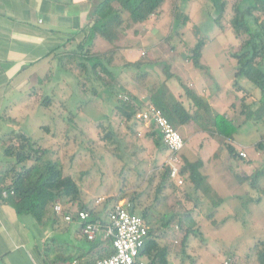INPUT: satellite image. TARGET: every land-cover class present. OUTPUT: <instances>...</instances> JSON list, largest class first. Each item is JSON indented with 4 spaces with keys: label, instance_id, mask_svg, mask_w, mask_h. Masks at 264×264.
Instances as JSON below:
<instances>
[{
    "label": "crops",
    "instance_id": "1",
    "mask_svg": "<svg viewBox=\"0 0 264 264\" xmlns=\"http://www.w3.org/2000/svg\"><path fill=\"white\" fill-rule=\"evenodd\" d=\"M97 1L98 0H0V119L7 118L10 120L27 117L28 115L32 116L36 114L34 111L38 110V106H40L39 101L42 100V98L46 100L58 98L61 102L69 98L66 92V85L68 84V87L71 88L69 83L74 80L75 86H77L78 84H76V81L80 79H76L77 76L75 73L71 75L67 71L66 66L62 65L61 61L65 60V56L69 52L78 53L80 51L79 47L85 43L87 36V27H85V25L89 20L92 7ZM176 2L177 0H165L159 10L143 23H134L129 20L125 12H121V25L116 28V39L110 43L96 36L89 47V51L92 52V54H99L107 52L110 49H115V58L120 62L135 63L141 61L139 59L140 54L144 52L143 50H146L145 46H149L148 44L146 45V42L149 39L155 42L158 36L162 34L164 22H166L168 18L171 19V4L176 6L183 1L178 0V3ZM184 2L186 3V1ZM234 2L243 10V17L245 19L264 20V14L256 10L248 2L245 3V0H234ZM250 2L252 4V0ZM177 8L176 6V9ZM226 12H228V10H226L225 13ZM225 16V20L221 22L222 29L219 30L218 36L228 34L232 36L237 43L229 46H226V43V45L222 47L217 68L221 70L223 68V63L226 65L229 64L232 75V77L229 75V78L231 77V79L228 80L225 85L220 84L217 79H214L209 66L206 64L209 62L202 61L203 55L201 57V63L207 67V70L199 71L189 62L187 56L189 47H177L182 51L180 55H177L175 59L170 58L168 60L170 64L169 72L177 80L171 78L166 82L168 89L175 99L179 101L188 112H193L194 108L185 97L182 86L193 89L215 112L225 119L231 120L235 125H238L235 134H233L231 138H224L218 135L215 139V137L206 135L209 138L208 140L211 141L210 144L218 142V145L224 146L222 155L214 159L211 163L213 172L210 174L205 172L204 168L206 167L208 159L206 160L202 157L200 159H194L189 153V144L194 140V136H192L191 141H189V130L195 127L196 132H199L197 137L200 136V138H204L202 137L204 132L193 122L177 125L176 130L179 131L183 136L182 138L185 139H183L185 145L179 154V175L182 184L177 185L176 181L170 178L169 169L166 166L165 160L168 159L170 153L162 142H160L158 136L155 133L151 134L155 130L152 127L154 130H151L152 132L150 133L147 132L145 138L151 140L156 150L161 153L163 158L162 165L165 163L163 166L168 169V180L165 182L159 194V202L157 204L149 203L146 200L147 195H144V193L148 190V185L150 184L153 185L155 193V187L160 181V174L163 169L160 171L161 169L159 168L160 172H153L149 175L136 172V180L130 182V187H128V189L123 190L127 194L124 200L131 204L133 213L139 216L145 213L144 219L147 222L148 228L150 227V223L147 221V217H152L157 224L152 230L154 231L158 243L167 248L168 261L170 264H180L181 261L179 259L182 261L184 260L180 254V243L184 235V229H186L192 221L194 222L192 228L193 233L186 241L185 252L188 257L195 256L198 259L200 258L199 255L201 252H207L208 247L206 246V241L209 240V238L203 231L204 229H201L203 228L201 222L206 221V224L209 222L211 225L217 227L215 219L216 214L219 213L218 215L220 216L232 211V207L237 208L241 206L238 196L243 194H251L252 196L254 193H257L258 196L256 198H250L251 202L250 199L245 202H250L249 204L254 202L256 207L258 206V210L255 211L257 221L264 220V206L262 205L264 201V175L260 177L254 185H251L249 181V177L255 170H264V104L258 105V101H260L261 97L258 89L247 83L243 78L235 77L236 60L232 55L240 49L241 40L244 38L245 34L241 33L237 36L235 31L229 25L225 24L226 19H230L231 17L229 16L231 15L228 13ZM185 25H171L167 35L170 36L173 33L174 35L181 36L178 30L187 32L188 29ZM178 45H180V43ZM212 58L215 59V57ZM189 63L196 72V75L191 77L189 73L193 72L189 71ZM189 77L192 78L191 84L188 82ZM116 82L118 85L120 84L119 86L125 92L126 90L129 92V86L124 87V85H121L123 83L118 79L117 74ZM205 93L207 94L205 95ZM134 98L141 100L145 105L150 104L147 94ZM92 99L93 100H91L88 105L89 109H87L88 106H79L74 110L73 120L71 121L72 124L69 121V125L72 126V128L66 125L65 117L67 111L64 112V109L61 108L63 110V116H58L59 125H57V127L58 132L61 131L62 133L66 130L73 129L72 134L74 138L71 142L74 144L72 145L74 148L79 146L81 149L84 148L81 142L90 143L89 145L91 146L86 155L87 160H85L86 156L81 157L80 160L85 170L79 171L75 176H82L83 179V182H80V190L82 192L84 205L93 209L94 212H100L103 208V201L107 198H111V196L107 195V191L98 190L99 186L95 183V173L88 161L89 158L91 160L93 159L92 145H95V141L86 136L85 130L90 132L93 129L97 130L96 127L99 128V126L103 128V122L99 121V118H95L96 110L93 109L97 98L94 97ZM252 103H254V105H252ZM239 105L242 109H240ZM244 105H249L250 110L254 111L253 117L249 120H245L244 118ZM42 110H48L47 112H49L51 117L55 115L52 112L54 109H51L50 104H48L47 108H43ZM100 113V116L104 115L107 119L108 117L111 118L115 111H113V109H111V111L105 109V111L101 110ZM257 114L260 115V118H257ZM134 120L135 119H133V121ZM247 123L249 124L251 133L253 135L255 134L257 137V140L250 144L253 149L252 154H248L244 150H241L235 142V136L238 130ZM6 125L9 126L8 124ZM51 126L54 127L55 125L47 124L41 126L46 132V138L44 137V139L40 141L43 147L50 146L51 140H54V138L51 137V130H53V128H51L49 132L46 131V127ZM144 127L150 129L151 126L144 125ZM109 129L110 128L107 130ZM18 132L23 131L19 130L15 133ZM60 136L61 135L58 137L59 141ZM138 136L140 135L138 134ZM2 137L3 136L0 137V145H4L3 140L5 137ZM155 141L158 142L159 146L155 145ZM258 142L261 143V146L256 148L255 145ZM64 143L63 136V143H60L63 149L65 147L63 146ZM60 144L57 142V147H60ZM226 146H230L233 149L234 152L232 156L227 153ZM217 147V145H214L211 148L217 150ZM238 152L245 153L246 157L241 158L238 156ZM74 154H76V156L78 154L82 156L79 148L74 150ZM63 157L61 159H63ZM182 160H187L188 162L200 160L202 162L200 172L206 177L207 184L211 189L208 196L193 189L187 179V173H180ZM141 162L143 163V161H139L138 164H141ZM3 163L5 162H0V171L4 168ZM127 163L131 164L129 160ZM152 176H155L153 180H151ZM213 183H216V187ZM135 184L137 185L135 186ZM231 184L233 189L232 191H228L227 186ZM182 185H184V187H182ZM179 193L181 196L184 195V198H189V200L191 199L190 195L193 194L197 195L201 202L205 200V203L208 205L209 213H206L207 215L205 214L204 216L203 213L199 215H197V213L195 214L194 212L199 210V208L194 207V205L192 208L187 207L185 211L184 208H181L182 211H184V215L182 216H179L177 212V205L175 207H169L170 209L168 208L166 210L167 204L169 205L168 201L171 197H178L180 200ZM2 195L4 197L6 196L5 193ZM157 201L155 200V202ZM110 203L112 204V200ZM180 204L181 203H178V205ZM59 213L60 212H58V214ZM227 218L228 217L223 218L219 222H224ZM188 219H190L189 222ZM34 224L33 222L23 223L21 218L15 214L9 204L0 200V264L3 262L4 264H66L68 261L74 260L77 257H79L77 259L81 264L93 262H89L87 258L91 256V253H89V255H84L88 251L90 244L82 238L79 230L80 223L77 220L67 222L64 220V217L61 218L59 221L61 236L59 237H63L64 241L63 243L60 241V244L51 248L48 257L44 256L42 252H40V249L41 241L47 240L49 238V233L44 231L41 235V229L37 230L39 227L37 225H35V227ZM168 228H171L172 231L169 232L170 234H165ZM7 230L10 233H8ZM34 231L36 232L35 234L33 233ZM195 233H203V237H196ZM206 237L207 239H205ZM102 239H105L104 235ZM212 239L213 241H220V237L218 236H212ZM198 242L201 243L197 245V250H192L193 244H197ZM260 242L264 241H257L255 244ZM201 244H203V246L200 247ZM217 249L218 248H216V250ZM69 257L72 259L68 260ZM86 258L88 260H85ZM60 260L62 262H59ZM185 260H189V258ZM223 261L224 259L221 260V264H223Z\"/></svg>",
    "mask_w": 264,
    "mask_h": 264
},
{
    "label": "trees",
    "instance_id": "2",
    "mask_svg": "<svg viewBox=\"0 0 264 264\" xmlns=\"http://www.w3.org/2000/svg\"><path fill=\"white\" fill-rule=\"evenodd\" d=\"M164 1L165 0H98L92 7L89 20L85 25V27H87L85 43L79 47L80 51L78 53H67L65 60H62L61 63L63 66H66L67 71L71 75L75 73L77 78L81 80L83 79L81 74H85L87 71L92 72L97 82L103 80L100 76L101 74L107 76L112 83L103 84L107 91L106 97L108 100H114L120 104V106L116 108V103H114V108L117 109L124 123H128L135 119V115L138 112L143 110L145 106L150 105L159 109L175 129L177 125L193 122L202 132L211 137L219 135L224 138H231V136L235 134L238 125H235L231 120H227L215 112L193 89L182 86L185 97L194 108L193 112H188L184 106L175 99L166 85L167 81L171 78H175L168 71V69L170 70L168 60H163L166 63V67L164 68V79L159 83L147 85L146 90L148 92L147 95L150 104L145 105L141 100H137L131 96L126 97L125 100L122 97L121 99L118 94L113 91L112 84H117V82L116 75L113 73L110 64L116 60L115 49H110L107 52L99 54H92V52L89 51V47L96 36L110 43L116 39V28L121 25V12H125L132 22L143 23L159 10ZM207 1L209 7L206 9L208 21H210L217 34L219 30L222 29L221 22L225 20V15L228 13L231 15L229 16L231 18L226 19L225 24L229 25L237 36L241 33L245 34L244 38L241 40L240 49L232 55L236 60L235 77L243 78L247 83L258 89L261 96L258 105L264 104V20L245 19L243 17V10L238 7L234 0ZM250 1L251 0H245V3L248 2L256 10L264 14V0H252V4ZM226 10H228V12L225 13ZM182 14L183 13L177 8L174 13V19L178 25L184 26L186 24V17ZM197 33H199V31L195 30L194 35ZM208 40L207 36L199 37L196 39L194 46L190 49L191 59L189 61L192 66L199 71L207 70V67L201 63V57L202 50ZM65 61H67V65ZM143 62L144 61H137L135 63L123 62L122 67L130 70L133 69L132 71H134V73L132 78L135 81L146 82L147 73L145 71H136L140 69ZM117 86L119 85L117 84ZM119 89L124 92L120 86ZM90 90L92 96L88 97L87 100H92L94 97L97 98L98 95L94 86L90 88ZM44 100V103H46L51 99ZM85 103L86 101L82 98L79 99V106L84 107L87 104ZM48 104H50V102ZM252 105H254V103H252ZM244 108V118L245 120H249L253 117L254 111L250 110L249 105H244ZM115 109H113V111ZM69 115L68 121L71 122L74 114L71 112ZM257 118H260L259 114H257ZM54 119H56L58 123L59 117L55 115ZM66 125L70 126L69 122ZM51 128L52 127H46V131L49 132ZM154 133L161 142V138L155 130L151 134ZM63 136L64 140L66 139V142H68L70 137L69 131L66 130ZM102 138L106 143L105 148H108V145L114 146V150L112 151L114 156L117 154H127H125V152H127L126 148L129 150L127 143L122 138V140L119 139L111 129L107 130ZM3 143V155L7 161H5V167L0 171V200L7 202L17 216L30 217L38 227H43L48 222L56 223L65 216H71L72 220H77L76 214L78 212L87 211L91 221L98 222L99 234L95 240L86 241L90 244V247L84 255H89V253H91L89 262H94L97 259L112 255L111 238L102 239V237L107 227V214L114 202L126 198L125 191L119 192L115 197L107 198L106 201H104L102 210L100 212H94L93 209L88 208L83 203L82 192L80 190V182H83L82 176L77 175L74 177L65 175L61 166L62 162L60 160H55L56 158L53 159L52 156H50L49 149L43 147L40 141L34 140L24 132H11L9 136L3 140ZM85 144L88 145L90 143L85 142ZM81 145L84 147L83 143H81ZM155 145L159 146L157 141H155ZM260 146L261 143L259 142L255 145L256 148ZM89 149L90 148H88V150ZM226 151L230 156L233 155L234 151L230 146H226ZM80 166L82 167V165ZM127 166L130 165L127 164ZM201 167L202 162L200 160L194 162L182 160L180 173H187V179L193 189L208 196L211 189L207 184L206 177L200 172ZM263 175L264 170H255L249 177L250 184L254 185ZM154 177L155 176H152L151 180H153ZM167 180L168 169L164 167L160 174V181L155 187L156 201L159 200V194ZM3 193L6 194L5 197L2 195ZM111 200L112 204H109L110 206L108 208L107 203L111 202ZM127 204L128 209L133 212L131 204ZM56 205L60 207L59 214L54 211ZM141 217L144 219L145 213H142ZM189 220L190 219H188V222ZM193 225L194 222L192 221L189 223V226L184 229V235L180 243V254L183 259L189 258L185 252V247L188 237L193 233ZM251 251V260H248L247 263L264 264V242L254 245ZM93 254H95V257L92 256ZM140 257L144 261V264H170L168 261L167 248L158 243L152 229H148L143 247L140 251ZM77 258L74 260L78 261ZM70 259L72 258L69 257L68 260ZM74 260H70L66 264Z\"/></svg>",
    "mask_w": 264,
    "mask_h": 264
},
{
    "label": "rangeland",
    "instance_id": "3",
    "mask_svg": "<svg viewBox=\"0 0 264 264\" xmlns=\"http://www.w3.org/2000/svg\"><path fill=\"white\" fill-rule=\"evenodd\" d=\"M179 5H176L180 11H182V14L184 17H186V27L187 32L184 30H178L180 31L181 36L174 35L173 33L169 36L167 35L168 31L170 30L171 25H177L176 21L174 19V11L176 10V6H173L171 4V19L168 18L166 22H164L162 34L161 36H158V38L153 42L151 39H149L146 42L145 46L146 50H143L142 54H140L139 59L143 62V65L141 64L140 69H134L137 72L139 71H145L147 73V79L145 81H135L133 77L134 71L123 68L122 64L123 62H120L118 60L112 62L111 69L113 73L118 76V79L122 81L124 87L129 86V92L126 90V92L121 91L119 89V86L117 84L113 83V91L118 94V96L121 98L128 97V96H142L148 94L146 92L147 85L151 83H159L161 80L164 79L165 71L164 68L165 62L163 60H169L170 58H176L177 55H180L182 52L180 48L189 47V52H187V56H189V60L191 59L190 49L192 46H194L196 39L202 36H207L209 39L207 41V45H205L203 52H202V61H207L209 63H206L210 71L212 72L214 79H217L220 84L225 85L228 80L231 79V68L229 64L223 63V68L220 70L217 68V63L220 60V50L223 46H229V45H235L237 42L236 40L226 34L222 36H218L217 32L211 25L210 21H208V14L206 12V9L208 7V1L207 0H188L186 3L184 0ZM178 3V0L177 2ZM189 3V4H188ZM173 17V18H172ZM198 30L199 33L194 35V31ZM184 31V32H182ZM180 43V45H178ZM186 52V51H185ZM212 57H215L212 58ZM190 62V61H189ZM223 62V60H222ZM66 65L68 64L67 61H65ZM149 63V64H146ZM69 66V65H68ZM67 66V67H68ZM189 71H192L193 73H189V76L196 75V72L193 70L189 63ZM169 71V69H168ZM82 80H78L75 86L74 80H72L69 84L71 88L68 87V84L66 85V92L67 95H69V98L65 99L64 102L57 99H51L50 106L51 109H54L52 112L56 116H63V110L61 109L63 107L64 112H66V124H68V118L70 117L69 113L74 112V110L79 107V99L82 98L84 101H86V106L90 104L91 100H87L88 97L92 96V92L90 88H94L97 91V99L96 104L94 106V110H96L95 118H99V121L103 122V128L96 127L97 130L92 131H86L85 134L87 137L95 141V145H92V151H93V159H88L89 165H91L93 172L95 173V178L97 185L99 186L100 191H107V195H110L111 198L115 197L119 194V192L123 191L124 189H128L130 187V182H134L136 180L137 173L140 172L141 174H150L153 172H160L162 169H164L163 158L161 156V153H159L156 148L153 146L151 140L145 138L147 132H152L154 129L151 127L150 129H147L144 127V125L141 123H138L136 120H132L131 122L124 123L119 116L117 109L114 107V103H116V108L120 106L119 103L115 102L114 100H108L106 97V87H104L105 84H111L112 82L110 79L101 74L100 76L103 78L102 81H96L94 78V75L91 71H87L85 74H81ZM229 75L231 77L229 78ZM189 77V84L192 82V78ZM81 81V82H80ZM125 81V83H124ZM200 81V80H199ZM104 84V85H103ZM120 85V84H119ZM207 93H205L206 95ZM49 96V95H47ZM45 96V97H47ZM121 98V99H122ZM45 98H42V100L39 101L40 106H38V110H35L34 112L36 114L34 115H28L27 117L23 118H16V119H10L7 118H1L0 119V137H7L9 136L10 132H16L19 130H22L24 133L31 136L36 141H42L44 137L46 138V132L41 127L42 125H55L53 130L51 132L53 135L51 137L54 138V140H51V145L47 146L45 148L49 149L50 156H52L55 160H60L62 162V170L65 175H71L75 176L79 171L85 170V168L81 167V157H84L88 154V148H90L91 145H86L83 143L84 148H79L81 151V155L79 154L75 156L74 150L77 148L72 147L74 145L71 141L74 138V135L72 134L73 129L67 130L70 133V137L68 142H66V139L64 142L63 147H61L60 143H63V133L60 131L58 132L59 122L57 123L56 119L54 117H51L49 112L42 110L43 108H47L48 103H44ZM99 99V100H98ZM93 100V99H92ZM88 101V102H87ZM44 104V105H43ZM62 104V107H61ZM64 105V106H63ZM240 107V105H239ZM89 109V106L87 107ZM105 109L110 110L115 109L114 115L111 118H107L106 116H100V111ZM240 109H242L240 107ZM240 111V110H238ZM31 113V111H30ZM54 115V116H55ZM106 119V120H105ZM110 121V122H109ZM5 122V123H3ZM8 124L9 126H7ZM72 124V122H71ZM105 124V125H104ZM263 125V124H262ZM72 128V126H69ZM105 127V128H104ZM110 128L112 132L119 137V139H123L127 145L128 149L126 148L125 154L126 155H120L117 154L114 156L112 151L114 150V146L108 145V148H105L106 143L102 140L104 133L107 131V129ZM264 128V126H263ZM177 129V128H176ZM152 130V131H151ZM198 131V130H197ZM179 132V131H178ZM199 132H196V129L194 127L189 130V141H191L192 136H194V140L191 141L189 144V153L191 157L200 159L201 157L204 159H208L206 163L205 172L207 174H210L213 172V169L211 168V163L214 159L219 158L222 155V151L224 149V146L218 145V142H213L210 144L211 141L208 139V135L203 133L202 137H197ZM138 134L140 136H138ZM179 134L182 136V134L179 132ZM60 136V141L58 140V137ZM207 135V136H206ZM2 137V138H3ZM76 137V136H75ZM256 135L252 134L250 131L249 124L243 125L237 132V135L235 136V142L237 146L244 150L246 153H253V149L251 147V142H254L256 139ZM85 139V137H84ZM121 139V140H122ZM184 139V138H183ZM198 139V140H195ZM201 139V140H199ZM216 139V136H215ZM185 140V139H184ZM45 141V140H44ZM216 141V140H214ZM59 142L60 147H57L56 143ZM193 142V143H192ZM210 144V145H209ZM218 146L217 150H214L211 148L212 146ZM0 162H5L7 159L3 155L4 145H0ZM88 147V148H87ZM245 154V153H244ZM246 155V154H245ZM64 156V157H63ZM59 159H58V158ZM63 157V159H61ZM96 159H95V158ZM100 158V159H98ZM87 160V156L85 158ZM130 161V166H127L126 162ZM134 160V162H133ZM245 160V159H244ZM139 161L141 164H138ZM166 161V160H165ZM243 163V162H242ZM245 163V162H244ZM5 163H3V167H5ZM157 166V167H156ZM159 168L161 169L159 171ZM226 171V170H225ZM229 174V173H228ZM142 177V176H140ZM145 177V176H144ZM139 182V181H138ZM140 183V182H139ZM154 183V181H153ZM214 184V183H213ZM137 184H135L136 186ZM147 185V183H146ZM148 190L144 193L146 194V200L151 204H157L155 202V193L153 185H148ZM216 187V183L214 184ZM184 187V185H182ZM228 187V191H232L233 186L232 184ZM128 191V190H127ZM125 193V197H126ZM258 196L257 193H254L252 196L249 195H241L238 196L239 201L241 202V206H238L237 208L232 207V211L229 213H224L222 215L216 214V225H211L209 222L206 224V221L201 222L203 228H200L207 234L206 236L209 238L207 240V252L200 253V258L198 259L195 256H189V260H181L180 264H221V260L224 259V261H230V264H248V260H251L250 255L252 253L251 249L254 246V244L257 241H264V220L257 221V215L256 210H258V206L256 207L255 203L251 202L250 198H256ZM179 197H171V199L168 201L169 205L167 204L166 210L170 207H175L177 205L179 216L184 215V211L187 207L192 208L198 207L199 210L194 212L195 214L199 215L200 213H203V216L208 211V205L204 202L200 201V198H198L197 195L193 194L190 195L191 199L184 198L185 196H181L179 193ZM250 199L249 203H246L245 201H248ZM106 201V200H104ZM103 201V203H104ZM102 203V202H101ZM178 203H181L178 205ZM110 202L107 203V207L110 206ZM192 204V205H191ZM172 205V206H171ZM264 206V201L263 204ZM103 207V206H102ZM169 208V209H170ZM181 208H184V211H182ZM97 212V211H95ZM206 214V215H207ZM227 219L224 220V222H219L223 218ZM21 221L23 223H31L34 221L30 217L22 216L20 217ZM152 218V217H151ZM148 218L147 221L150 223L149 229H154V226L157 224L153 220V218ZM261 221V222H260ZM152 224V225H151ZM33 225V224H32ZM36 224H34L35 226ZM33 226V227H34ZM59 221L56 223H50L48 222L45 226L37 228V230L41 229V235L42 232L49 233V238L45 241H41V249L40 252L44 256H49L51 251V248L56 247L58 244H60V241L63 243L64 238L59 237L61 236V229L59 231ZM36 227V226H35ZM8 231V230H7ZM171 230V228H168L166 230L168 234ZM8 233H10L8 231ZM36 233L35 231L33 232ZM38 233V232H37ZM7 234V233H6ZM170 234V233H169ZM202 234V235H201ZM195 233L196 237H203V233ZM212 236L220 237V241H213ZM207 237L205 239H207ZM59 238V240H58ZM61 239V240H60ZM199 239V238H196ZM202 242V241H201ZM201 242H198L197 244H193L192 250H197V245ZM256 245V244H255ZM203 246V244L200 245V247ZM176 247V246H175ZM216 248H218L216 250ZM58 254V252H57ZM92 256L95 257V254ZM57 257V255H56ZM90 259L89 257H87ZM85 260H88V259ZM59 262H62L61 260ZM4 264V262L2 263Z\"/></svg>",
    "mask_w": 264,
    "mask_h": 264
},
{
    "label": "built area",
    "instance_id": "4",
    "mask_svg": "<svg viewBox=\"0 0 264 264\" xmlns=\"http://www.w3.org/2000/svg\"><path fill=\"white\" fill-rule=\"evenodd\" d=\"M125 100L126 97H123ZM135 120L145 126L155 129L161 138V142L169 151L166 166L169 169V176L175 180L177 185L182 184L179 175V154L184 147V140L179 132L168 122L159 109L150 105L135 115ZM238 156L245 158L243 152H238ZM56 213L60 212V207H54ZM80 223V234L86 241H93L99 234L98 222H92L87 211H80L76 214ZM64 220L72 221L71 216H65ZM107 227L104 237L111 238L113 249L112 255L98 259L89 264H144L140 257L145 237L148 232V225L145 219L131 212L124 199H120L112 205L107 214ZM69 264H81L74 260ZM223 264H230V261H223Z\"/></svg>",
    "mask_w": 264,
    "mask_h": 264
}]
</instances>
